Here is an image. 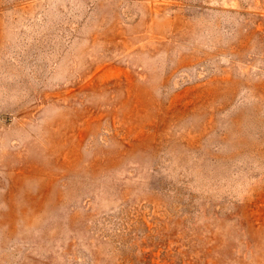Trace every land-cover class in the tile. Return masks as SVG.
Returning <instances> with one entry per match:
<instances>
[{
    "label": "rangeland",
    "instance_id": "374dc122",
    "mask_svg": "<svg viewBox=\"0 0 264 264\" xmlns=\"http://www.w3.org/2000/svg\"><path fill=\"white\" fill-rule=\"evenodd\" d=\"M0 264H264V0H0Z\"/></svg>",
    "mask_w": 264,
    "mask_h": 264
}]
</instances>
